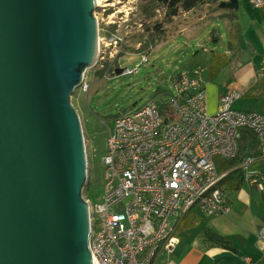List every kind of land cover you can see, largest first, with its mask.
<instances>
[{
    "label": "water",
    "instance_id": "water-1",
    "mask_svg": "<svg viewBox=\"0 0 264 264\" xmlns=\"http://www.w3.org/2000/svg\"><path fill=\"white\" fill-rule=\"evenodd\" d=\"M96 5L0 0V264H92L88 152L70 97L97 63Z\"/></svg>",
    "mask_w": 264,
    "mask_h": 264
},
{
    "label": "built area",
    "instance_id": "built-area-1",
    "mask_svg": "<svg viewBox=\"0 0 264 264\" xmlns=\"http://www.w3.org/2000/svg\"><path fill=\"white\" fill-rule=\"evenodd\" d=\"M251 3L264 6V0ZM109 17L107 26L113 30H104L109 33L104 38L99 36L102 62L94 67L106 74L121 68L119 61L132 33L128 25L122 28V20L114 14ZM146 41L144 35L135 45L141 65L149 62L148 50L141 53ZM139 68H123L122 74H135ZM202 74L200 67L182 71L168 101L154 98L116 118L107 138L102 202L93 205L85 198L91 213L92 264H154L161 250L172 253L177 246L175 217L195 207L208 217L227 214V174L221 173L219 164L237 159L243 130L256 136L259 151L247 156L238 169L247 182L264 189L260 173L250 168L264 159V114L231 109L238 97L232 93L224 96L220 112L210 114ZM82 88L88 92L87 80ZM257 237L264 249V226Z\"/></svg>",
    "mask_w": 264,
    "mask_h": 264
},
{
    "label": "crops",
    "instance_id": "crops-1",
    "mask_svg": "<svg viewBox=\"0 0 264 264\" xmlns=\"http://www.w3.org/2000/svg\"><path fill=\"white\" fill-rule=\"evenodd\" d=\"M215 8L208 4L195 12H182L190 18L180 25L182 28L177 33L191 38L193 49L204 46V43L200 44V33L195 30ZM225 10L215 12L216 20L205 29L207 40L211 35L209 42H217V45L211 50L201 48L202 52L193 58L195 62H207L203 81L208 110L210 114L220 112L224 96L232 93L238 97L231 103V109L264 114V6L257 8L251 0H239L236 13L229 14L230 10ZM218 22H222L225 29H219ZM221 38L224 39L222 43ZM167 42L168 39H164L157 47L167 45ZM176 47H169L168 52L178 49ZM228 162L219 164L221 173L227 176L231 170L222 168H227ZM250 168L260 173L259 181L264 183V159L256 160ZM234 179L230 183L224 180L229 212L208 217L195 207L186 215L175 217L177 246L172 253L161 250L154 264H264L263 243L257 237L258 229L264 226V189L245 179L236 186Z\"/></svg>",
    "mask_w": 264,
    "mask_h": 264
},
{
    "label": "rangeland",
    "instance_id": "rangeland-1",
    "mask_svg": "<svg viewBox=\"0 0 264 264\" xmlns=\"http://www.w3.org/2000/svg\"><path fill=\"white\" fill-rule=\"evenodd\" d=\"M146 4L147 0H109L108 6H97L93 9L94 17L99 20L100 38L106 37L105 35L113 30L107 26V22L111 19L109 16L112 14L122 20V28L128 25V30L132 33L124 47L120 66L121 69L127 67L132 71L140 66L137 73L130 75H118L113 72L104 74L94 68L88 69L85 76V80L90 84L88 92H84L81 87L71 94L70 105L81 118L88 152V183L84 188L83 195L84 198L89 197L93 205L101 203L105 194L107 180L104 157L107 154V138L110 136L116 118L123 113L144 107L154 98L168 101L170 94L174 91L173 81L181 71H190L200 67L204 74L207 62H195L193 58L195 54L202 52L201 48L205 47L211 50L213 46L217 45V42H209L211 35L207 40L205 29L206 25L209 26L216 20L213 16L215 12L225 10L218 7V9L210 11L209 16L199 23L201 29L196 28L195 31L200 33V44L204 43V46L193 49L192 39L177 33V30L182 28L180 25L187 22L190 16L186 17L181 12V16L177 17L175 23L174 21L173 23L172 21L166 22L164 10L158 9L155 18L150 21L146 18ZM127 12L129 13L128 19L125 17ZM232 12L236 13L235 10H230L229 14ZM239 17L241 16L239 15ZM155 20H160L159 22L163 24L164 32H166L164 39H168V44L164 45L165 42L162 46L157 47L158 43L156 44L152 40L153 44L151 43L141 51L142 53L148 50L150 53L148 54L149 62L141 65V56L138 55L135 45L142 41L144 35L150 38V33L146 29L152 26V22ZM242 24H246L244 20ZM139 25H143V28H140ZM218 26L219 29H225L222 22H218ZM232 29L236 31V27L232 26ZM104 30L108 32H103ZM142 31H144L143 34ZM205 37L206 39H204ZM225 38L229 39L227 35ZM223 41L224 39L221 38L220 42ZM147 42L144 43V46ZM176 45L178 49L168 52L169 47ZM149 46L156 50H150ZM101 62L100 56L97 58L98 65Z\"/></svg>",
    "mask_w": 264,
    "mask_h": 264
},
{
    "label": "trees",
    "instance_id": "trees-1",
    "mask_svg": "<svg viewBox=\"0 0 264 264\" xmlns=\"http://www.w3.org/2000/svg\"><path fill=\"white\" fill-rule=\"evenodd\" d=\"M223 1L227 0H147L145 13L146 18L152 21L156 16L157 10L162 9L164 10L165 21H172L173 23L174 18L179 16L181 12H195L197 10H201L205 5L208 4H210L211 6L215 5L216 10L218 9V7L220 8V4ZM159 21L160 20H155V22H152V26L146 29V31L150 33V38L148 37V42L146 46H144V49L152 43V40L156 42V44H159V42L163 41L166 32H164L165 30L163 28V24ZM151 46H149L148 48H150ZM240 145L241 149L237 159L228 162L227 168H222L225 171L231 170L227 178H225V181H228L230 183L232 182L233 178H236L234 179V181H237L236 186H238L241 181L244 180L241 170L237 168L238 165L242 162L245 157L256 155L259 149V142L256 136L248 130H243Z\"/></svg>",
    "mask_w": 264,
    "mask_h": 264
},
{
    "label": "bare ground",
    "instance_id": "bare-ground-1",
    "mask_svg": "<svg viewBox=\"0 0 264 264\" xmlns=\"http://www.w3.org/2000/svg\"><path fill=\"white\" fill-rule=\"evenodd\" d=\"M108 2L109 0H97L96 6H108ZM95 22H96V29H97L99 25V20L95 18Z\"/></svg>",
    "mask_w": 264,
    "mask_h": 264
}]
</instances>
